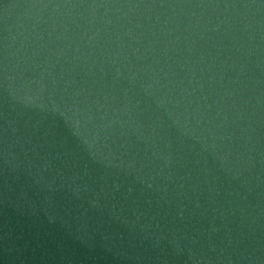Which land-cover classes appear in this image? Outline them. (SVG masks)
Masks as SVG:
<instances>
[{
	"label": "clouds",
	"instance_id": "1",
	"mask_svg": "<svg viewBox=\"0 0 264 264\" xmlns=\"http://www.w3.org/2000/svg\"><path fill=\"white\" fill-rule=\"evenodd\" d=\"M3 12L16 23L0 35V118L7 102L25 170L70 221H94L76 203L92 191L75 183L81 170L143 182L192 161L226 177L249 167L253 133L264 129V0H22ZM197 72V87L217 97L215 114L185 87ZM3 143L0 125V160ZM11 163L25 162L13 154ZM57 175L71 195L54 199ZM255 251L232 249L237 264H264Z\"/></svg>",
	"mask_w": 264,
	"mask_h": 264
},
{
	"label": "water",
	"instance_id": "2",
	"mask_svg": "<svg viewBox=\"0 0 264 264\" xmlns=\"http://www.w3.org/2000/svg\"><path fill=\"white\" fill-rule=\"evenodd\" d=\"M21 2L0 0V35H7L16 23L15 12L5 15L3 6ZM159 59L163 65V55ZM199 77L197 72L185 87L195 89L193 98L204 97L201 105H211L209 111L215 114L217 97L208 93L206 83L203 90L197 87ZM0 125L4 141L0 264H194L193 253H203L213 264L221 257L227 264L232 249L245 245L249 252L256 248L254 254L264 256L258 246L264 244V129L253 133L247 153L251 163L237 176L205 172L194 161L164 168L159 175L155 169L143 182L123 171L84 175L81 170L83 179L78 176L75 183L87 181L92 191L81 193L76 200L82 205L79 212L85 219L92 216L99 222L78 226L55 202L45 200L49 193L36 184L35 169L31 176L25 170L27 161L17 142L19 125L7 102ZM24 148L30 146L25 144ZM13 154L25 162L15 169ZM32 155L28 151V157ZM157 163L162 165L163 161ZM60 183L57 175L54 199L71 195L67 185L58 188ZM173 239L179 244L178 253L169 243ZM232 260L237 264L236 253H232Z\"/></svg>",
	"mask_w": 264,
	"mask_h": 264
}]
</instances>
